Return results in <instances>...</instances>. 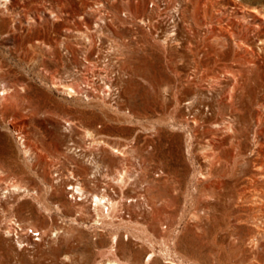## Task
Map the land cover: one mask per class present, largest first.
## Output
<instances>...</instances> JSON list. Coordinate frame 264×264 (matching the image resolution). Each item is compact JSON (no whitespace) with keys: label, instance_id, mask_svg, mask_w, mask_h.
Returning <instances> with one entry per match:
<instances>
[{"label":"rangeland","instance_id":"1","mask_svg":"<svg viewBox=\"0 0 264 264\" xmlns=\"http://www.w3.org/2000/svg\"><path fill=\"white\" fill-rule=\"evenodd\" d=\"M250 7L264 0H0V264H97L111 250L264 264V29H244ZM237 58L252 69L221 102L211 78ZM77 181L120 199L113 225L100 231Z\"/></svg>","mask_w":264,"mask_h":264},{"label":"bare ground","instance_id":"2","mask_svg":"<svg viewBox=\"0 0 264 264\" xmlns=\"http://www.w3.org/2000/svg\"><path fill=\"white\" fill-rule=\"evenodd\" d=\"M2 1H7V0H2ZM236 1V5L242 3L244 0H235ZM6 3H4L5 5ZM245 16L243 18V21L245 20V28L247 31L250 28H253L254 30L260 31L261 29H264V12H262L259 8L257 7H253V8H247L244 10ZM252 15L253 18H258L260 20V22L256 23L255 26H250L249 23L251 22L248 19L247 15ZM175 18V16H173ZM174 22H176V20L174 19ZM243 29V30H244ZM175 34V33H174ZM174 34L168 33L164 36L163 38V43H165L167 46H169L171 43L174 42H178L179 39L178 37L174 36ZM246 35H248V33H246ZM246 39V38H245ZM242 42V41H241ZM262 43L264 44V39L262 40ZM239 45V44H237ZM221 54V50L220 49H216V48H212L211 52H206L205 55L207 56V58H211L213 56H220ZM236 64L234 65L232 64H228L225 66L226 69V73L221 76L220 74H218L217 72L214 73V76L211 78L214 81V86H217L218 84H222L223 81L225 82V94L223 96V98L221 99V102H225L227 98H231L232 100V104H234V99L237 97V90L238 88H241L244 86V82L248 80V77L244 78L243 76V72L247 73L248 71H250L252 69L251 63H253V60H245L242 58H237ZM239 63V64H238ZM117 71V68H116ZM115 72V70L113 71ZM121 75V72L118 73V77ZM109 88L107 89L108 95L112 96L114 94L117 93L113 91L116 90L117 88V83H113V85H109ZM113 87H115V89H113ZM3 95L8 93L9 88L6 87V85L3 86ZM66 90L71 93V92H76L75 88L72 86H68L66 87ZM119 92V91H118ZM190 104H192V102H189V106ZM235 110V109H234ZM202 115V113H200ZM223 120H225V118H223ZM232 128V127H231ZM222 127H216V130H221ZM211 130V129H208ZM229 132V131H227ZM89 135H91V133H87ZM262 136V130H257L256 134H254V139L256 141V143L259 142L258 136ZM29 148H26V152H29ZM112 152L115 153V148L112 147ZM117 152H120L119 149H117ZM92 163H94V172L91 175V177L95 178L97 176V173L99 172V167L100 165L97 164L99 163V160L97 159H92ZM69 178H73L77 180V177L74 176L73 172H69L68 175ZM120 178V179H119ZM124 178V174L121 172L120 176L117 178L118 181L122 180ZM117 181V182H118ZM13 190V191H19V192H29L30 190L27 189L26 187H24L23 185H21L20 183H13L12 186H9V190ZM69 189H71L73 191L72 195H76L75 198H77V196H80L79 201H84V200H90L91 203V208L94 212V223L98 225V228L101 227L100 231H103V229H106V225H113L112 222L108 223L107 220L113 218L114 215H116L117 212H119L121 209V201L120 199H115L113 198L110 194H109V190L108 187L102 188L98 191H89L87 190L83 183L80 181H77L75 184H73ZM114 190V189H113ZM114 196V195H113ZM123 205V204H122ZM121 222H125L124 219H122ZM19 226L22 228V230H25L27 232V227H22L21 224H19ZM10 231V230H9ZM8 231V232H9ZM12 231V230H11ZM58 232H60L59 230L55 231V235L58 234ZM42 234V232H41ZM119 232L116 230L114 232L111 233V240L113 242V246L118 245L119 243ZM42 238V236H41ZM19 242H21L20 240H18ZM36 242V241H35ZM28 244V243H27ZM109 255H113V258H107L103 261H99L97 264H133L129 261H126L122 258H120L113 250H111L109 252ZM156 256V253L154 250H152L149 254V258L146 260L145 264H152L154 258Z\"/></svg>","mask_w":264,"mask_h":264},{"label":"built area","instance_id":"3","mask_svg":"<svg viewBox=\"0 0 264 264\" xmlns=\"http://www.w3.org/2000/svg\"><path fill=\"white\" fill-rule=\"evenodd\" d=\"M17 136L19 139H21V137H22V135H20L18 133H17ZM21 141H23V139H21ZM16 227L21 230V227L19 225H16ZM27 234L30 236L31 239H33V241H39L41 239V236H42L41 231L35 230L32 227L27 228Z\"/></svg>","mask_w":264,"mask_h":264}]
</instances>
